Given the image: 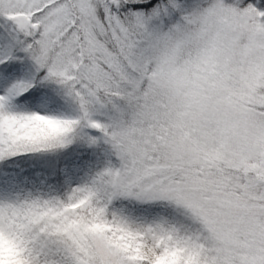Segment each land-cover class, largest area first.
I'll return each mask as SVG.
<instances>
[{"label":"snow or ice","instance_id":"6c2138e0","mask_svg":"<svg viewBox=\"0 0 264 264\" xmlns=\"http://www.w3.org/2000/svg\"><path fill=\"white\" fill-rule=\"evenodd\" d=\"M0 165V264H264V0H0Z\"/></svg>","mask_w":264,"mask_h":264},{"label":"rangeland","instance_id":"374dc122","mask_svg":"<svg viewBox=\"0 0 264 264\" xmlns=\"http://www.w3.org/2000/svg\"><path fill=\"white\" fill-rule=\"evenodd\" d=\"M110 149L109 146L100 143L99 146L96 149V153L98 156V159L94 160V165L92 167V169L86 173H82L79 177L78 180L79 182H87L89 181L92 176L94 175L95 169L100 168L101 165H106V163L108 162H112L115 163L114 158L110 157L108 155ZM17 171L24 173L23 169H21L20 167L17 169ZM77 182L76 180H73V183ZM68 187H70V185H65L62 186V190L65 192L67 191ZM41 192V193H46L49 191V186H47L46 184H44L43 182L41 183V185L37 188H32L30 186H26L24 187L22 190H15L12 192H6L2 187H0V201L6 199V198H14L16 196H23L27 193H35V192ZM63 192V194H64ZM52 194V193H51Z\"/></svg>","mask_w":264,"mask_h":264},{"label":"trees","instance_id":"16d2710c","mask_svg":"<svg viewBox=\"0 0 264 264\" xmlns=\"http://www.w3.org/2000/svg\"><path fill=\"white\" fill-rule=\"evenodd\" d=\"M95 159H98V156H96V158H94V160H95ZM20 165H21L22 167H24V168L29 169V173H35V172L43 171V169L40 167V165H35V167H33V163H32V162L22 161V162L20 163ZM2 167H3V165H0V168H2ZM104 167H105L104 165H101L100 168L95 169V171H96V172H99V171H101ZM96 172H95V173H96ZM53 191H54L53 194H55V195H61V196L63 195L62 186H61V187H58V188H55Z\"/></svg>","mask_w":264,"mask_h":264}]
</instances>
